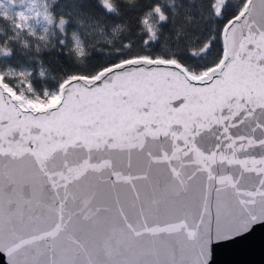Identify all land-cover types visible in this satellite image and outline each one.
Wrapping results in <instances>:
<instances>
[{
  "label": "snow or ice",
  "instance_id": "obj_1",
  "mask_svg": "<svg viewBox=\"0 0 264 264\" xmlns=\"http://www.w3.org/2000/svg\"><path fill=\"white\" fill-rule=\"evenodd\" d=\"M264 228V0H0L6 264H213Z\"/></svg>",
  "mask_w": 264,
  "mask_h": 264
},
{
  "label": "water",
  "instance_id": "obj_2",
  "mask_svg": "<svg viewBox=\"0 0 264 264\" xmlns=\"http://www.w3.org/2000/svg\"><path fill=\"white\" fill-rule=\"evenodd\" d=\"M0 264H6L0 255ZM213 264H264V228L231 241L220 242L214 249Z\"/></svg>",
  "mask_w": 264,
  "mask_h": 264
}]
</instances>
